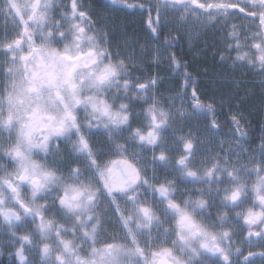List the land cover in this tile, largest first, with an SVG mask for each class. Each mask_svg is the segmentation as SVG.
I'll use <instances>...</instances> for the list:
<instances>
[{"label": "snow or ice", "instance_id": "1", "mask_svg": "<svg viewBox=\"0 0 264 264\" xmlns=\"http://www.w3.org/2000/svg\"><path fill=\"white\" fill-rule=\"evenodd\" d=\"M122 2L146 36L118 32L92 0H0V254L13 248L18 264H209L208 253L264 264V0ZM200 32L220 38L212 55L229 69L227 95L206 94L182 49L169 51L191 50ZM236 72L258 77L255 147L242 108L252 91ZM241 218L242 235L230 223Z\"/></svg>", "mask_w": 264, "mask_h": 264}, {"label": "flooded vegetation", "instance_id": "2", "mask_svg": "<svg viewBox=\"0 0 264 264\" xmlns=\"http://www.w3.org/2000/svg\"><path fill=\"white\" fill-rule=\"evenodd\" d=\"M84 2L88 3L89 1L84 0ZM127 2L128 3H140V2H143V0H127ZM93 3L96 4L97 7L105 9L106 14H109L112 16L113 21L117 25V31L118 32L123 28H127L129 35L133 31H135L138 35H140L142 37L147 35V33L144 30L143 21L141 19V13L139 11L126 9L124 7V3L122 2V0H115L114 4L110 3V0H93ZM124 39H125V37H123V36H119V35L117 36V40L123 41ZM181 46L187 47V45L184 43H181ZM187 60L189 61L190 66H192L193 62L191 60L190 54L187 56ZM245 112L250 113L249 119L251 120V123H252V128L250 130L251 146L255 147L259 143V137L261 135L260 123H259V121L261 119V114L260 113L257 114L256 108L252 109V107H250V109H245ZM227 113H228V108H226V110L223 111V116L218 117L219 122L222 125L223 131H227L231 127L227 123V119H228ZM135 126H138V125H134V127ZM95 134H96V137H98L100 139L103 138V131L102 130H97ZM177 135H178V133H177ZM62 147H63V145H62ZM144 155L147 157H150L151 153L148 152V153H145ZM37 159H40V157H37ZM158 175L162 178L165 175H168V173L161 170L158 172ZM252 179L255 180V176H253ZM190 184L187 185L188 188H190L189 187ZM194 185H196V184H194ZM250 206H251V201H245L239 207L232 209L231 211H233V214H234L235 212L243 211ZM216 210H217L216 208H213L211 210V212L214 213ZM213 216H215V214ZM0 223H2V218H0ZM230 223L233 225H236L238 228L241 229V231H240L241 235L243 234L244 231H246V229H242V227H241L243 225L242 218L238 222L236 220H233V221H230ZM22 231L23 230H21V232ZM0 235L4 236L3 235V229H0ZM119 242L120 241H117V243H119ZM253 242L255 243V241H253ZM243 248H244L245 252H247L248 250H252V251H258L259 250L258 247H254L252 249H249L247 246V243H245L243 245ZM13 251H14V249L11 247H3L2 248V254H0V264H2L3 260H5L7 262V264H18V258H16L15 256L10 258L8 255L9 252H13ZM206 258L209 260V264H217V261L219 260L218 256H213L211 253H208ZM256 260H259V261L256 262L255 264H261V260L259 257L254 258V261H256Z\"/></svg>", "mask_w": 264, "mask_h": 264}, {"label": "rangeland", "instance_id": "3", "mask_svg": "<svg viewBox=\"0 0 264 264\" xmlns=\"http://www.w3.org/2000/svg\"><path fill=\"white\" fill-rule=\"evenodd\" d=\"M89 1V0H88ZM93 2V0H92ZM132 31V30H131ZM207 42L208 48L207 51H204V44ZM187 45V42H182ZM213 45H215L216 48L222 47L220 44V38L214 34L213 32H200L197 39L193 40V47L189 50V54L191 56L192 62L194 61V66H191V70L194 74H201V89L206 94H223L227 95L229 91L233 88V85L231 83L232 77L229 75V69L227 65H221L216 62L218 58H214L212 55V48ZM196 51H200L199 57H194L193 53ZM234 56L235 53H232ZM228 64H231V61H228ZM205 69H207V72L205 74ZM163 75H168L166 72H162ZM235 77L238 79H242L245 81V83L242 85L243 88L251 89L252 95L248 97V99L242 104V108L245 111V109H252L256 108V113H260V105H261V96H260V85L258 83V77L254 76L252 74H241L240 72H236ZM169 80H171V77L169 76ZM210 81H219V83H210ZM168 86V81H166L164 87ZM240 95H243V91L240 92ZM251 97H255L251 99ZM251 99V101H250ZM198 119L194 115V120ZM201 122H205L206 119H199ZM193 122V121H189ZM180 133H178L179 135ZM190 188L194 187H202V185H194L190 184ZM198 198V197H197ZM212 210V209H211ZM233 214V211H231ZM213 215L217 214V210L212 213ZM234 215V214H233ZM6 238L2 235H0V241L5 240ZM235 239H238L235 238ZM259 260H256L258 262Z\"/></svg>", "mask_w": 264, "mask_h": 264}, {"label": "bare ground", "instance_id": "4", "mask_svg": "<svg viewBox=\"0 0 264 264\" xmlns=\"http://www.w3.org/2000/svg\"><path fill=\"white\" fill-rule=\"evenodd\" d=\"M178 47H179V46H177L176 48H170L169 51H178V50H181V49H182V55L184 56V58L186 57V60H187V56H188L189 53H190L189 50L187 49V47H186V46H185V47L181 46V48H178ZM194 65H195V64H194V61H193L192 66H194ZM253 98H255V97H251V99H253ZM251 99H250V101H251ZM226 108H227V107H225L224 109L221 110V112L219 113L218 117L223 116V111L226 110ZM198 119L203 120V119H206V118L203 117V116H199Z\"/></svg>", "mask_w": 264, "mask_h": 264}, {"label": "trees", "instance_id": "5", "mask_svg": "<svg viewBox=\"0 0 264 264\" xmlns=\"http://www.w3.org/2000/svg\"><path fill=\"white\" fill-rule=\"evenodd\" d=\"M161 39H163V37H161ZM177 46H179L178 48H181V44L180 45H177ZM185 59H186V57H185ZM188 71H191L192 72L191 66L189 67ZM2 264H7V262L5 260H3L2 261Z\"/></svg>", "mask_w": 264, "mask_h": 264}]
</instances>
